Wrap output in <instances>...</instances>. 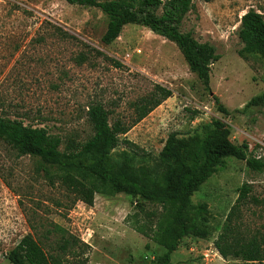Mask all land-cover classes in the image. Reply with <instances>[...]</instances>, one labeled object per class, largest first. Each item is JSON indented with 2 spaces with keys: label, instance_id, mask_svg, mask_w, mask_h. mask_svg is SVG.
Here are the masks:
<instances>
[{
  "label": "rangeland",
  "instance_id": "1",
  "mask_svg": "<svg viewBox=\"0 0 264 264\" xmlns=\"http://www.w3.org/2000/svg\"><path fill=\"white\" fill-rule=\"evenodd\" d=\"M248 9L264 17V0H192L181 30L213 45L220 57L210 65L207 90L178 47L146 27L126 25L106 45L101 41L106 18L97 8L64 0H0V113L45 128L61 140L63 151L69 142L78 145L92 136L87 110L102 105L110 124L120 120L130 126L121 138L145 152L136 155L118 146L109 154L113 170L123 162L134 170L151 166L170 133L176 142L194 146L216 119L228 125L232 143H247V154L264 162V106L244 109L264 91V60L238 56L242 43L237 28ZM156 85L172 95L133 124V104ZM213 96L228 115L218 111ZM244 185L248 192L239 201ZM137 201L142 200L123 193L96 194L87 206L61 185L54 167L19 156L0 139V264H11L7 254L29 233L43 240L47 254H58L54 241L60 234L45 232L52 224L86 246V264H156L164 249L127 220ZM142 202L146 213L161 211ZM202 204L205 220L199 219L206 236L184 237L169 264H244L223 259L214 241L232 210L237 211L232 224L241 235L264 232V171L225 159L192 194L191 218ZM139 218L156 221L144 214Z\"/></svg>",
  "mask_w": 264,
  "mask_h": 264
},
{
  "label": "trees",
  "instance_id": "2",
  "mask_svg": "<svg viewBox=\"0 0 264 264\" xmlns=\"http://www.w3.org/2000/svg\"><path fill=\"white\" fill-rule=\"evenodd\" d=\"M72 5L97 8L106 18V27L101 41L110 45L121 34L126 25H141L152 33L173 42L182 53L189 70L209 90L210 65L219 60L215 47L207 42L200 43L192 31H182L181 25L192 8V0H64ZM237 36L242 43L238 56L246 59L257 55L264 60V17L254 9H248L240 18ZM172 95L170 89L155 86L152 94L133 104V124L145 118L153 109ZM219 112L228 115V110L213 96ZM264 106V91L252 97L244 109ZM87 120L93 134L84 143L69 142L62 151L61 140L51 136L43 127H33L22 120L9 119L0 113V139L17 151L18 155L37 157L41 162L54 167L63 187L76 194L81 202L92 206L96 194L113 196L123 193L160 207L156 214L145 212L142 201L135 202V211L128 217L131 227L149 237L164 249L156 257V264H169L172 253L184 237H205L200 226L205 205L191 213V196L224 164L225 159L243 160L246 166L257 172L264 171V162L247 154L248 145H236L230 140V129L222 120H214L204 137L194 146L176 142L175 133H170L153 164L132 169L123 162L113 170L109 154L124 145L133 154L145 152L134 143L121 138L130 126L120 120L109 122V113L100 104L88 107ZM248 192L244 185L239 201ZM238 201V202H239ZM235 208V207H234ZM237 210V208H236ZM237 212V211H236ZM231 211L220 233L214 241L219 255L227 260L234 259L244 264H264V232L243 236L233 226L236 214ZM156 218L153 223L141 221ZM59 225L46 228L48 235L60 234L54 241L58 254H47L29 233L7 254L11 264H86L83 257L86 247L75 237L64 233ZM44 239V234H42Z\"/></svg>",
  "mask_w": 264,
  "mask_h": 264
}]
</instances>
